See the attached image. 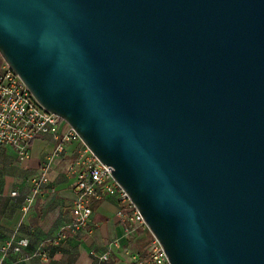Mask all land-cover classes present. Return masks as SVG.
Instances as JSON below:
<instances>
[{
	"label": "water",
	"instance_id": "water-1",
	"mask_svg": "<svg viewBox=\"0 0 264 264\" xmlns=\"http://www.w3.org/2000/svg\"><path fill=\"white\" fill-rule=\"evenodd\" d=\"M0 59L169 264H264V0H0Z\"/></svg>",
	"mask_w": 264,
	"mask_h": 264
},
{
	"label": "crops",
	"instance_id": "crops-1",
	"mask_svg": "<svg viewBox=\"0 0 264 264\" xmlns=\"http://www.w3.org/2000/svg\"><path fill=\"white\" fill-rule=\"evenodd\" d=\"M52 148L49 136L36 137L23 162L16 160L11 148H0V245L10 237L27 241V247L18 255L10 254L5 264H137L144 260L151 235L145 228L121 223L115 217L120 204L113 197L104 196L89 203L87 231L73 233L64 229L70 222L74 200L73 177L67 170L75 145L68 146L51 162L47 184L28 212L22 213L31 179L39 174ZM12 192L15 196H10ZM61 232L63 235L55 241ZM89 252L106 253L107 260L98 263Z\"/></svg>",
	"mask_w": 264,
	"mask_h": 264
},
{
	"label": "built area",
	"instance_id": "built-area-1",
	"mask_svg": "<svg viewBox=\"0 0 264 264\" xmlns=\"http://www.w3.org/2000/svg\"><path fill=\"white\" fill-rule=\"evenodd\" d=\"M39 136H49L53 148L39 168V174L31 179L30 192L21 206L26 214L41 188L47 184L51 162L64 154L66 148L75 145L74 157L69 163L68 174L73 177L71 219L64 228L69 232L87 231L91 213L89 203L102 197H113L120 204L115 217L121 223L146 228L126 193L115 183L110 168L101 164L82 144L77 134L59 117L43 110L29 91L3 61L0 63V148H11L16 160L23 162L29 157L30 143ZM107 168H109L107 170ZM15 196V193H10ZM62 230V231H65ZM61 232L55 241L61 237ZM27 247L25 239L10 237L0 245V264L10 255H18ZM96 262L103 263L107 254L89 252ZM28 258V257H26ZM137 264H169L159 243L151 236L145 246V259Z\"/></svg>",
	"mask_w": 264,
	"mask_h": 264
},
{
	"label": "rangeland",
	"instance_id": "rangeland-1",
	"mask_svg": "<svg viewBox=\"0 0 264 264\" xmlns=\"http://www.w3.org/2000/svg\"><path fill=\"white\" fill-rule=\"evenodd\" d=\"M1 61H2V60L0 59V63H1Z\"/></svg>",
	"mask_w": 264,
	"mask_h": 264
}]
</instances>
